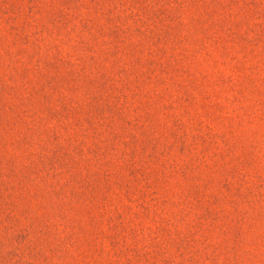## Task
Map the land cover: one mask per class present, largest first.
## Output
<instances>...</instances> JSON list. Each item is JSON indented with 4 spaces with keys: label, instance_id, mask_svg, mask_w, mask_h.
<instances>
[{
    "label": "rangeland",
    "instance_id": "374dc122",
    "mask_svg": "<svg viewBox=\"0 0 264 264\" xmlns=\"http://www.w3.org/2000/svg\"><path fill=\"white\" fill-rule=\"evenodd\" d=\"M0 264H264V0H0Z\"/></svg>",
    "mask_w": 264,
    "mask_h": 264
}]
</instances>
